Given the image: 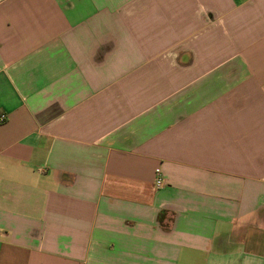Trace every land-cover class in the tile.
<instances>
[{"label": "crops", "instance_id": "1", "mask_svg": "<svg viewBox=\"0 0 264 264\" xmlns=\"http://www.w3.org/2000/svg\"><path fill=\"white\" fill-rule=\"evenodd\" d=\"M0 117V264H264V0H0Z\"/></svg>", "mask_w": 264, "mask_h": 264}, {"label": "built area", "instance_id": "2", "mask_svg": "<svg viewBox=\"0 0 264 264\" xmlns=\"http://www.w3.org/2000/svg\"><path fill=\"white\" fill-rule=\"evenodd\" d=\"M0 120L1 121L4 120V117H0ZM156 175H157V177H159V172L158 171H156Z\"/></svg>", "mask_w": 264, "mask_h": 264}]
</instances>
